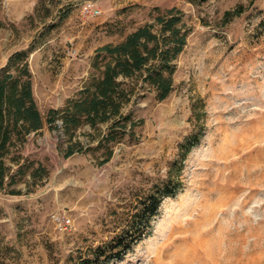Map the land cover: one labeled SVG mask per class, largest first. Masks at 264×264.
Returning <instances> with one entry per match:
<instances>
[{
  "label": "rangeland",
  "instance_id": "374dc122",
  "mask_svg": "<svg viewBox=\"0 0 264 264\" xmlns=\"http://www.w3.org/2000/svg\"><path fill=\"white\" fill-rule=\"evenodd\" d=\"M172 9L191 29L173 92L163 102L133 96L118 143H100L107 123L66 135L58 121L29 136L25 151L49 175L30 195L0 193V264H78L127 231L146 195L165 185L173 196L143 240L110 264H264V0H0V70L30 54L46 119L101 77L98 49ZM195 132L200 142L184 156Z\"/></svg>",
  "mask_w": 264,
  "mask_h": 264
},
{
  "label": "trees",
  "instance_id": "16d2710c",
  "mask_svg": "<svg viewBox=\"0 0 264 264\" xmlns=\"http://www.w3.org/2000/svg\"><path fill=\"white\" fill-rule=\"evenodd\" d=\"M245 11L241 5L225 12L223 24H229ZM190 31L183 13L172 9L156 16L152 23L139 27L119 44L98 49L96 58L103 64L101 77L85 87L79 99L69 101L63 110H50L46 119L34 97L28 61L30 54L17 52L12 55L6 68L0 70V193L30 195L37 181L48 177V169L32 160L25 151L29 136L38 134L46 125L52 127L60 121L64 133L70 135L83 125L96 128L107 123L110 124L108 134L100 143H118L117 136L125 134L131 122V116L124 115L122 108L131 102L133 96L141 98L154 94L158 102H163L173 92L176 61L187 46ZM132 80L137 82L126 83ZM130 124L133 127L135 123ZM199 142V133L189 136L182 145L184 156ZM75 153L73 147H69L66 157ZM112 154L110 148L100 166L107 164ZM26 178L29 179L28 188L24 193L19 185ZM172 196L168 185L151 191L137 207L128 230L91 249L90 255L78 264L122 261L145 237L144 232L150 228L151 219L157 215L162 200Z\"/></svg>",
  "mask_w": 264,
  "mask_h": 264
},
{
  "label": "built area",
  "instance_id": "2783aa9c",
  "mask_svg": "<svg viewBox=\"0 0 264 264\" xmlns=\"http://www.w3.org/2000/svg\"><path fill=\"white\" fill-rule=\"evenodd\" d=\"M100 14H101V11L95 12V15H100ZM64 222L66 223V226L71 224V221H69V220H67V221L64 220Z\"/></svg>",
  "mask_w": 264,
  "mask_h": 264
}]
</instances>
